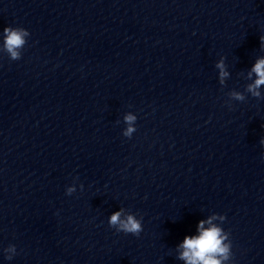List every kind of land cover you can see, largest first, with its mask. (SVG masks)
I'll return each mask as SVG.
<instances>
[{"label":"water","instance_id":"95a60500","mask_svg":"<svg viewBox=\"0 0 264 264\" xmlns=\"http://www.w3.org/2000/svg\"><path fill=\"white\" fill-rule=\"evenodd\" d=\"M262 36L264 0H0V264H187L201 221L264 264Z\"/></svg>","mask_w":264,"mask_h":264},{"label":"clouds","instance_id":"9594fccd","mask_svg":"<svg viewBox=\"0 0 264 264\" xmlns=\"http://www.w3.org/2000/svg\"><path fill=\"white\" fill-rule=\"evenodd\" d=\"M4 34V48L9 53L12 60H19L21 53L18 51L23 45H25V37L29 36V32L22 27H5ZM261 42L264 43V36L260 37ZM217 67L221 69V78L227 75L223 70V63H218ZM252 72L257 75V79L253 84L248 85L247 90L255 97H260V92L257 90L261 85H264V58H260L256 61L252 68ZM251 76V73L249 74ZM236 99L243 100L244 97L239 93L233 94ZM135 118L131 115L125 117L127 122H131ZM134 129L129 127L125 135H130ZM264 144V140L261 141ZM73 189H68L71 193ZM123 209L113 213L108 224L110 227L116 228L117 232H124L126 234H132L139 236L143 230L141 221L136 219L135 215L127 214L122 218ZM215 218V217H213ZM223 219V217H221ZM210 218L207 223L211 225ZM204 221L199 224V236L188 237L185 236L182 244L179 245L184 251L180 254V259H183L187 264H222L223 261H228L232 255L231 242L225 244L224 241L228 239V233L222 235L223 230L221 228L212 225L210 228H204ZM9 251L15 253V246H11ZM220 257L222 259H219ZM7 259L11 260V256H7Z\"/></svg>","mask_w":264,"mask_h":264}]
</instances>
